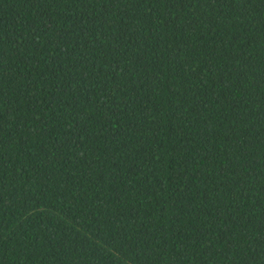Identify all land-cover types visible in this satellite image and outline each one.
Wrapping results in <instances>:
<instances>
[{"label": "trees", "instance_id": "trees-1", "mask_svg": "<svg viewBox=\"0 0 264 264\" xmlns=\"http://www.w3.org/2000/svg\"><path fill=\"white\" fill-rule=\"evenodd\" d=\"M0 264H264V0H0Z\"/></svg>", "mask_w": 264, "mask_h": 264}]
</instances>
